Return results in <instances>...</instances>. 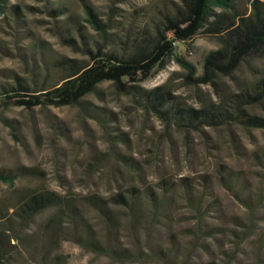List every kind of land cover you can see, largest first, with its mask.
I'll use <instances>...</instances> for the list:
<instances>
[{
    "label": "rangeland",
    "instance_id": "374dc122",
    "mask_svg": "<svg viewBox=\"0 0 264 264\" xmlns=\"http://www.w3.org/2000/svg\"><path fill=\"white\" fill-rule=\"evenodd\" d=\"M65 1L81 16L82 33L92 51L94 39L103 51L115 45L109 38L104 40L84 20L83 1L98 19L109 22L107 32L137 30L179 2ZM250 1L235 0V3L246 10ZM1 3L0 82L14 83L17 75L32 85L29 46L35 67L41 65L40 56L89 59L79 34L74 36V44H68L55 32L54 21L44 8L47 0ZM10 5H17L16 21ZM189 45L196 49L191 50ZM218 46L216 37L198 32L186 42H176L175 51L177 57L194 65L196 75L202 73L201 52ZM177 57L169 56L150 76L130 83L146 89L165 84L173 95L197 108L237 92L242 81L264 73L261 54L242 60L231 74L218 73L212 81H194L185 76L186 68ZM84 98L94 107L102 108L108 127L75 105L0 104V168L17 173L11 185L0 181V211L10 212L22 195L32 190H53L75 200L88 192L100 196L118 191L128 194L126 189L130 186L140 191L148 187L156 191L162 188V180L173 184V191L168 192L173 198L170 204L154 212L147 202L140 203L139 213L145 225L140 233L127 228L125 211L118 208L120 221L114 237L127 247L136 244L140 249L137 255L129 259L111 257L64 240L55 251L59 254L57 264H264V129L236 119L218 125L201 124L197 129L185 128L135 102L130 93L117 88L111 80L100 81ZM245 108L264 116V97ZM220 164L240 171V181L232 190L219 180ZM21 171L26 173L18 174ZM181 178L200 188L202 183L208 185L205 201L212 199L213 203L198 223L195 213L180 196ZM241 183L245 187L243 197L249 204L234 195V190L240 193ZM79 204L87 219L98 227L96 212L80 201ZM52 212L45 209L37 213L31 227H38ZM195 225L201 227L200 233H194ZM158 246L177 257L171 254L169 260L160 258L151 251ZM11 256L17 264H32L18 248Z\"/></svg>",
    "mask_w": 264,
    "mask_h": 264
},
{
    "label": "trees",
    "instance_id": "16d2710c",
    "mask_svg": "<svg viewBox=\"0 0 264 264\" xmlns=\"http://www.w3.org/2000/svg\"><path fill=\"white\" fill-rule=\"evenodd\" d=\"M1 2L3 0H0V11L3 7ZM83 3L86 14L84 20L97 29L104 40L109 38L115 46L103 51L94 39L95 49H89L87 37L82 33L83 24L79 20V13L71 9L65 0H47L44 8L54 21L55 32L68 44H74V36L79 34L83 49L90 54L89 59L81 61L66 55L40 56L41 65L35 67L32 47L29 46L28 53L32 59L30 69L34 74L32 85L17 75H14V83L0 82L1 105H75L83 113L97 118L106 128L107 116L102 108L94 107L84 97L100 81L111 80L117 88L130 93L135 102L185 128L197 129L201 124L218 125L236 119L264 129V116L245 108L264 97V73L256 79L242 81L237 92L197 108L184 103L180 96L173 95L165 84L146 89L130 83L150 76L164 65L169 56L177 57L176 42H186L198 32L216 37L219 46L201 52V74L195 75L194 65L187 59L177 57L186 68L185 76L191 80L212 81L218 73L231 74L247 57L264 54V0H251L246 10L238 7L235 0H179L160 18L146 21L137 30L125 29L124 32H107L109 22L98 19L88 4ZM214 7L220 10L216 11ZM10 8L16 21L19 15L17 5H10ZM189 48L196 49L192 45ZM53 77L55 79L51 80ZM123 159L128 161L124 156ZM220 166L221 183L231 190L237 187L240 171L227 169L222 164ZM25 173L21 171L18 174ZM16 176L17 173L0 168V181L11 185ZM180 181V196L193 210L198 223L213 203L212 199L205 201L209 194L208 185L202 183L203 188H200L186 178ZM162 183V188L156 191L149 187L140 191L130 186L126 189L128 194L118 191L100 196L88 192L75 200L53 190L27 192L11 207L10 212L0 211V264H17L11 256L15 248L24 252L32 264H57L59 254L55 251L64 240L111 257L129 259L131 255H137L140 249L136 244L127 247L114 237L120 221L118 208L125 211L127 228L140 233L145 226L139 213L140 203L147 202L149 210L154 212L170 204L173 198L168 193L173 191V184L167 180H162ZM239 189L240 193L234 190V195L249 204L242 194L245 189L243 183ZM79 201L96 212L100 220L98 227L84 215ZM45 209H52L53 212L38 227L32 228L34 216ZM194 231L200 233L201 227L195 225ZM168 250L158 246L151 251L169 260L171 254L176 255Z\"/></svg>",
    "mask_w": 264,
    "mask_h": 264
}]
</instances>
